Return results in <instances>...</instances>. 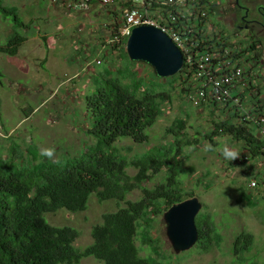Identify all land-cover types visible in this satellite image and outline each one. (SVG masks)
<instances>
[{
	"label": "rangeland",
	"instance_id": "obj_1",
	"mask_svg": "<svg viewBox=\"0 0 264 264\" xmlns=\"http://www.w3.org/2000/svg\"><path fill=\"white\" fill-rule=\"evenodd\" d=\"M2 2L16 12L18 22L15 24L11 15L7 18L0 15V46H6L15 36L24 37L25 41L15 56L0 53V71L3 74L0 85V145L7 148L15 143L24 155L27 156L30 150L39 158L42 157L41 149L50 146L56 149V160L79 156L85 147L95 143L87 134L92 126V118L85 106L86 95L95 88L94 75L105 69L115 72L116 68L125 65L122 66L123 60L119 58L117 50L106 54L107 49L101 50L99 46L103 36L114 27L115 23L108 19L107 14L114 7L104 8L96 2L75 8V0ZM210 3H217L219 12L218 16L211 18V24L215 29L222 28L231 43H245L244 37L250 38V34L254 33L252 29L264 23V0H252L250 5L244 0L237 3L234 0H210ZM116 9L120 13L119 8ZM245 14L247 21L243 22ZM222 15L232 16V23L221 22L219 16ZM261 58H264V54ZM97 60L101 63L96 64ZM242 65L246 67L247 64L242 61ZM260 65L256 69L259 74L246 80L248 85L255 87L251 93L258 100L264 99V60H261ZM133 68L146 81L153 78L150 66L136 63ZM177 76L165 81L163 88L168 91L170 101L165 103L164 112L156 124L147 130L149 143L138 146L127 138L116 143L120 153L128 160L146 153L149 147L171 141L172 138L165 134V130L177 119L185 121L183 132L185 138L191 140V137L197 136V132L204 134L211 129V118L233 116L234 113L228 114L225 110L213 115L210 112L212 108L209 110L206 104L198 109L192 107L180 93L179 81H175ZM250 102V97L244 98V105ZM237 120L234 119L235 122ZM213 140L216 144L212 146L214 150H207L210 143L206 140L197 148H185L183 154L187 160L180 181L183 189L202 204L195 221L199 222L203 213L210 214L220 242L216 245L212 241L210 249L206 251L195 244L190 250L175 254L166 237L161 214L154 219L151 232L164 256L163 259L156 257L157 261L161 260L160 264H264L262 161L250 158L242 163V154H249L243 151L241 142L220 137ZM225 146L237 150L240 157L233 161L226 159L222 154ZM127 172L129 176H134L137 170L129 168ZM255 173V178H261L262 182L249 190L248 184ZM164 175L163 170L142 186L154 188L162 182ZM141 195L142 191L135 189L128 199L137 200ZM247 200L251 205L255 203V206H250ZM114 210V201L99 202L92 195L84 211L70 213L61 209L46 215V218L53 226L76 228L79 236L74 246L82 249L92 242L90 231L101 221L102 214ZM242 232L251 233L254 240L251 251L237 258L232 254L231 247L234 238ZM136 246L141 249V256L150 254L139 236L136 238ZM79 264L103 263L87 257Z\"/></svg>",
	"mask_w": 264,
	"mask_h": 264
},
{
	"label": "trees",
	"instance_id": "obj_2",
	"mask_svg": "<svg viewBox=\"0 0 264 264\" xmlns=\"http://www.w3.org/2000/svg\"><path fill=\"white\" fill-rule=\"evenodd\" d=\"M81 1L88 6L99 3L98 0ZM203 2L209 3L207 17L211 23V18L219 15L218 4L210 3V0ZM116 8L121 11V4L107 11L108 19L115 23L114 27L120 16ZM0 15L2 18L11 15L13 22H18L16 12L4 6L2 0ZM216 31L222 37L226 36L223 39L226 46L239 48L236 58H242L246 64L251 63L252 68L259 67L262 51L255 49V42L231 43L222 28ZM24 41V37H12L6 46H0V53L15 56ZM126 41L122 40L117 49L119 58L123 60L122 66L125 65L116 68L115 72L109 69L98 71L93 78L95 88L85 97L86 110L92 118L87 134L95 140L94 144L85 147L79 156L60 159L59 163L39 158L30 150L26 156L15 143L7 148L0 145V264H79L87 257L103 264H160L161 260L157 261L156 257L163 259L164 256L151 235L154 219L172 205L193 196L183 189L180 181L187 160L183 154L186 147L197 148L205 140L214 147L215 137L231 138L241 142L243 151L249 154H242V163L257 158L264 166V139L255 135L253 123L239 118L238 114L224 119L211 118V129L204 134L197 132L191 140L185 138L183 132L185 121L177 119L165 130V134L172 138L167 144L149 147L146 153L132 160L123 156L116 146L119 140L127 138L138 146L149 143L147 130L156 124L164 112L165 103L170 101L168 91L163 88L165 81L178 75L175 81H179L183 98L186 91L180 74L168 79L154 74L146 81L136 73L133 68L136 63L126 53ZM2 78L0 71V85ZM254 89L250 84L244 93L250 94L254 107L263 108L264 99L258 100L253 96L251 92ZM235 93L233 91L232 95ZM204 104L209 110L212 108L210 112L213 115L224 111L214 101L208 100ZM235 118H238L237 122ZM129 168L137 170L134 176L128 175ZM163 170L162 182L151 189L142 186ZM255 176L256 173L253 178L260 185L261 178L258 180ZM135 189L142 191L141 197L128 199ZM92 195L99 202L114 201L116 210L102 214L101 221L90 231L92 242L78 249L74 243L79 231L71 226H53L46 215L61 209L70 213L82 212ZM247 203L255 206L248 200ZM195 222L198 231L196 244L203 251L210 249L212 241L216 245L220 242L210 214L203 213L199 222ZM137 236L150 250L149 255H140L141 249L136 246ZM253 240L251 233L238 234L232 243V254L238 258L250 252Z\"/></svg>",
	"mask_w": 264,
	"mask_h": 264
},
{
	"label": "built area",
	"instance_id": "obj_3",
	"mask_svg": "<svg viewBox=\"0 0 264 264\" xmlns=\"http://www.w3.org/2000/svg\"><path fill=\"white\" fill-rule=\"evenodd\" d=\"M106 7L121 4L119 21L104 36L99 44L106 54L118 49L122 40H127L133 28L151 26L161 30L180 51L183 64L179 72L185 82L184 98L193 107H201L208 100L214 101L228 114H238L255 125L258 136L264 139V107L244 105L250 94L248 77L256 76V67L251 63L242 65L236 58L239 48L225 45L224 37L216 31L207 17L209 3L203 0H98ZM84 1L73 5L86 7ZM79 8V7H78ZM101 61L97 60L96 64ZM252 66V67H251ZM235 91V95H232ZM244 94V97H241ZM246 94V95H245ZM258 185L252 179L251 190Z\"/></svg>",
	"mask_w": 264,
	"mask_h": 264
},
{
	"label": "water",
	"instance_id": "obj_4",
	"mask_svg": "<svg viewBox=\"0 0 264 264\" xmlns=\"http://www.w3.org/2000/svg\"><path fill=\"white\" fill-rule=\"evenodd\" d=\"M128 58L135 63L150 66L161 79L177 75L183 64L180 51L159 29L138 26L132 29L126 41ZM202 209L196 197H191L172 205L162 219L166 237L175 254L190 250L198 241L195 219Z\"/></svg>",
	"mask_w": 264,
	"mask_h": 264
},
{
	"label": "clouds",
	"instance_id": "obj_5",
	"mask_svg": "<svg viewBox=\"0 0 264 264\" xmlns=\"http://www.w3.org/2000/svg\"><path fill=\"white\" fill-rule=\"evenodd\" d=\"M255 135H257L256 131H255ZM258 137H261V136H258ZM207 150H214L212 148L211 144L207 145ZM55 152H56L55 147L54 146H50V147L41 149L40 155L42 157L47 158L48 160H53L55 163H59V160L55 159ZM222 154L225 156L226 159H229L231 161L236 160V159H238L240 157V153L237 150L230 149L227 146H225V148L223 149V153ZM252 179H254V178H252Z\"/></svg>",
	"mask_w": 264,
	"mask_h": 264
},
{
	"label": "crops",
	"instance_id": "obj_6",
	"mask_svg": "<svg viewBox=\"0 0 264 264\" xmlns=\"http://www.w3.org/2000/svg\"><path fill=\"white\" fill-rule=\"evenodd\" d=\"M229 19H230V17H228V16H224V15H222L221 17L219 16V20L221 22H223L224 24L229 23L228 22ZM263 25H264V23H263ZM263 25L257 26L256 28H254V30L252 29V32H254V33L250 34L251 35L250 38H248V36L244 37L245 38L244 39L245 42H247L249 40H252V42H255V47H256L255 49L258 50L259 52H260V50L262 51L261 52V54H262L261 56H263V54H264V47H263V45H264V41H263L264 40V26ZM261 60H264V58L263 59L261 58L259 60V62H261ZM258 66H261V65L259 64ZM262 189H263V192H264V187Z\"/></svg>",
	"mask_w": 264,
	"mask_h": 264
},
{
	"label": "flooded vegetation",
	"instance_id": "obj_7",
	"mask_svg": "<svg viewBox=\"0 0 264 264\" xmlns=\"http://www.w3.org/2000/svg\"><path fill=\"white\" fill-rule=\"evenodd\" d=\"M236 3L238 2V1H240V0H234ZM244 2L246 3V4H252V0H244ZM246 16H247V14H245L242 18V21L243 22H246L247 21V19H246ZM228 22L231 24L232 23V16L230 17V19L228 20ZM256 22H258V21H256Z\"/></svg>",
	"mask_w": 264,
	"mask_h": 264
}]
</instances>
